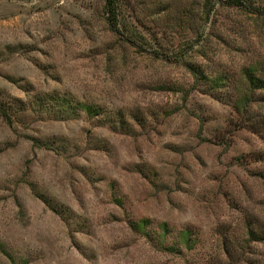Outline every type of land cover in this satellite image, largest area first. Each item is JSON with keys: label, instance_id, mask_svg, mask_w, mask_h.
<instances>
[{"label": "rangeland", "instance_id": "obj_1", "mask_svg": "<svg viewBox=\"0 0 264 264\" xmlns=\"http://www.w3.org/2000/svg\"><path fill=\"white\" fill-rule=\"evenodd\" d=\"M112 1L0 0V264H264V132L190 68L264 74V0Z\"/></svg>", "mask_w": 264, "mask_h": 264}, {"label": "trees", "instance_id": "obj_2", "mask_svg": "<svg viewBox=\"0 0 264 264\" xmlns=\"http://www.w3.org/2000/svg\"><path fill=\"white\" fill-rule=\"evenodd\" d=\"M229 1L235 6L244 7V2L246 0ZM107 6H109V21L112 23V20L116 21L117 19L114 1L107 0ZM190 68L195 75L196 81L205 87L204 90L218 100H228L234 111L241 114L245 118V123H249L254 129H256V131L264 132V115H251L250 111V104L255 100L259 101L262 99L258 98L257 92L264 90V74H260L257 71L259 66L251 64L242 66L238 71V74L235 76L224 71L217 72L216 74H209L203 70H199L196 65L190 66ZM61 102L64 109L62 111H66L67 113H69L68 111L71 110L72 107H76L79 111H83L90 116H94L99 112L98 107L94 104L80 101L76 102V106L74 107L67 100H62ZM0 111L4 116H6L3 109ZM247 231V242L264 240V231L259 230L257 232L256 230L251 229V226L247 227Z\"/></svg>", "mask_w": 264, "mask_h": 264}]
</instances>
